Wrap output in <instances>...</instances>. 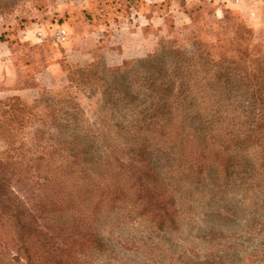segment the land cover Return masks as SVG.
<instances>
[{
    "label": "rangeland",
    "instance_id": "rangeland-1",
    "mask_svg": "<svg viewBox=\"0 0 264 264\" xmlns=\"http://www.w3.org/2000/svg\"><path fill=\"white\" fill-rule=\"evenodd\" d=\"M58 28L65 44L53 39ZM127 72L124 87L145 80L146 98L177 103L173 117L227 100L245 163L224 182L210 169L188 186L190 203L178 193L174 225L103 214L97 234L116 264H264V140L244 139L240 113L251 98L264 101V0H0V163L31 159L34 173L47 169L65 186L66 152L49 146L68 119L106 111L101 75ZM13 257L3 250L0 264Z\"/></svg>",
    "mask_w": 264,
    "mask_h": 264
},
{
    "label": "trees",
    "instance_id": "trees-1",
    "mask_svg": "<svg viewBox=\"0 0 264 264\" xmlns=\"http://www.w3.org/2000/svg\"><path fill=\"white\" fill-rule=\"evenodd\" d=\"M125 75H101L106 111L93 122L68 119V133L49 146L66 152L65 186L47 176V169L34 173L31 159L0 163V255L14 252L16 264L20 258L26 264H116L97 234L103 214L140 217L162 229L176 223L178 193L190 203L197 191L188 186L203 183L210 169L224 182L244 167L243 142L236 140L239 117L228 116L233 105L227 100L214 99L203 111L191 105L181 118L173 117L176 102L166 104L163 94L146 98L145 80L124 87ZM248 102L249 113L240 111L241 135L264 140V101ZM122 112L131 113V120L117 116ZM150 262L155 264L143 261Z\"/></svg>",
    "mask_w": 264,
    "mask_h": 264
},
{
    "label": "built area",
    "instance_id": "built-area-1",
    "mask_svg": "<svg viewBox=\"0 0 264 264\" xmlns=\"http://www.w3.org/2000/svg\"><path fill=\"white\" fill-rule=\"evenodd\" d=\"M244 1H252V0H231L233 5L240 4ZM38 36H41V32L37 33ZM53 39H55L59 44H65L68 40V33L63 28H58L53 32Z\"/></svg>",
    "mask_w": 264,
    "mask_h": 264
}]
</instances>
